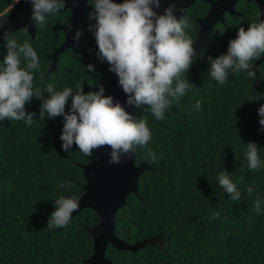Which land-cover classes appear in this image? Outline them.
<instances>
[{
    "label": "trees",
    "instance_id": "16d2710c",
    "mask_svg": "<svg viewBox=\"0 0 264 264\" xmlns=\"http://www.w3.org/2000/svg\"><path fill=\"white\" fill-rule=\"evenodd\" d=\"M11 1L0 0V12ZM233 6L237 13L224 12V21L212 26L215 43L204 45L203 58H194L190 71L178 78L187 77L189 89L165 111L164 119L156 120L146 106L132 108L131 114L146 119L152 133L145 147L134 146V162L146 160L149 166L139 173L136 192H129L116 209L114 233L128 243L152 235L160 238L135 250L107 243L104 254L115 264H264V166L250 170L245 155L246 143H256L264 165V130L258 115L264 104V61L257 66L254 87L250 69L230 71L220 85L211 77L207 61L208 56L227 52L238 27L259 22L254 0H236ZM208 8L207 1L194 0L180 16L188 19L185 33L191 39L198 29L196 17ZM90 12L82 19L88 25L95 23ZM55 18V13L48 14L43 27L34 23V36L19 28L8 37L18 44L28 42L39 57V69L32 70L34 91H42L43 98L49 84L56 91L69 87L74 92L82 80L103 84L110 71L96 64L98 48L89 27L81 31L77 52L68 47L58 52L56 68L41 77L49 61L46 53L62 36L61 30L50 28ZM5 44L4 40L0 46V66L7 54ZM256 59L249 61L250 66ZM26 63L21 57V67ZM90 63L93 72L86 68ZM253 91L260 99L249 100ZM42 98L33 97L25 105L26 112L33 114L31 125L0 121V264H87L84 259L93 244L86 227L97 218L94 210H78L64 227L49 229L48 223L57 199L81 194L84 177L79 164L94 156L86 157L75 144L69 152L62 151L63 117L42 120ZM70 104L71 98L65 111ZM149 149L155 152L154 161ZM224 170L241 192L238 202L219 185L218 175ZM257 199L259 213L254 208Z\"/></svg>",
    "mask_w": 264,
    "mask_h": 264
},
{
    "label": "clouds",
    "instance_id": "9594fccd",
    "mask_svg": "<svg viewBox=\"0 0 264 264\" xmlns=\"http://www.w3.org/2000/svg\"><path fill=\"white\" fill-rule=\"evenodd\" d=\"M24 2L31 6L29 19L42 27L46 25L48 14L65 7V0ZM17 3L20 0H14L12 8ZM76 3L78 0H73V4ZM92 6L94 11L89 13V19L95 23L90 24L88 30L96 40L97 59L106 61L109 71L117 76L126 94L127 105L135 108L146 106L156 120H163L165 111L178 104L180 97L189 89L187 77L178 78L182 73L190 71L197 58L194 41L185 33V29L190 27L188 19L177 18L174 0H168L162 13L157 11L161 8V0H122L121 3L94 0ZM8 14L0 15V30L7 49L0 66V121H24L31 125L33 114L26 112L25 105L33 97L42 98V91L33 89L32 74V70L39 69L40 61L28 42L18 44L15 39H8L11 34L5 27ZM81 34L77 30L74 39L78 40ZM262 54L264 21L251 23L247 28L238 27L235 38L228 41L226 53L215 58L207 57L210 75L220 85H224L230 71L235 73L249 70V61ZM199 55L203 58L202 52ZM21 57L27 61L25 67H21ZM86 68L89 72L95 71L91 63ZM174 80H177L175 87ZM97 89L85 92L82 85L77 84L75 92L69 87L56 91L49 84L43 91L48 96L42 98L40 118L63 117L60 133L62 151L69 152L75 144L86 157H93L95 150L107 146L110 148L108 162L119 164L122 156H130L135 152L134 146L145 147L151 141L152 133L146 119H137L118 100L114 102L111 95H104L102 84L97 85ZM250 96L252 98L249 100L260 99L255 91ZM69 98L71 104L65 111ZM195 107L200 108L199 101ZM258 115L260 130H264V104L258 108ZM246 144L247 167L258 171L264 166L258 156V146L254 142ZM148 154L153 161L156 159L151 149ZM218 181L234 203L240 201L241 192L229 179L226 170L218 175ZM247 192L252 195L253 188L249 187ZM260 203L257 199L254 204L257 213L261 210ZM54 205L49 229L66 226L72 212L79 209L78 200L72 197L61 196ZM213 215L219 218V213Z\"/></svg>",
    "mask_w": 264,
    "mask_h": 264
},
{
    "label": "water",
    "instance_id": "95a60500",
    "mask_svg": "<svg viewBox=\"0 0 264 264\" xmlns=\"http://www.w3.org/2000/svg\"><path fill=\"white\" fill-rule=\"evenodd\" d=\"M194 0H174L177 18L185 13V9L193 3ZM209 3V8L204 16L197 18L198 29L193 37V47L196 50L197 58L200 57V53L204 45L208 43H215L211 38V29L215 21H224L223 13H236L237 10L233 4L236 0H205ZM258 7L260 21H264V0H254ZM114 2L121 3L122 0H114ZM14 3V2H13ZM7 11L0 13L3 15L9 13L5 25L11 33L13 30L19 28H25L30 36L34 35L35 25L34 22L29 19L31 6L25 3L24 0H20L14 8L12 5ZM168 0H161V8L158 12H163L164 7L167 5ZM69 8L71 14L69 16V23L64 26L66 31V37L64 41L56 46L52 52L48 54L51 57V63L49 64L47 71H51L54 68L56 61V55L70 44H74L72 41L74 31L76 27L81 26V16L85 9L92 10L90 3L87 0H78V3L73 4V0H65V7ZM11 10V11H10ZM259 21V22H260ZM4 43V37L2 30H0V46ZM76 46V45H75ZM264 61V54L260 55L251 65L250 70L253 73V87L257 84L259 73L257 66ZM108 64V63H107ZM82 88L86 91H97V86H92L82 82ZM104 95H111L113 101L117 100L125 108L126 111L132 113V106L126 104V94L123 92L121 86L118 83V78L114 73H111L104 85ZM110 148L107 146L95 150L93 152V160L86 163H80L82 168V175L84 177V183L82 184V192L79 196L74 197L68 194L67 197H72L78 200L79 209L84 207H90L96 213V220L93 224L86 227L87 232L92 237L93 251L84 259L87 264H115L113 260L105 256L104 251L107 243H111L116 248H125L135 250L136 248L145 244H153L155 240L160 238V235H152L144 237L139 241L132 243L125 242L114 233V216L115 211L125 202V196L129 192H136L137 179L141 171L147 168L149 165L146 160L138 163L134 162V153L130 156H122L121 163H109L108 153ZM98 157V158H97ZM78 210L72 212L71 216Z\"/></svg>",
    "mask_w": 264,
    "mask_h": 264
},
{
    "label": "flooded vegetation",
    "instance_id": "af4514ba",
    "mask_svg": "<svg viewBox=\"0 0 264 264\" xmlns=\"http://www.w3.org/2000/svg\"><path fill=\"white\" fill-rule=\"evenodd\" d=\"M14 2V0H12L11 1V4ZM87 3H90L91 4V6H92V0L90 1V0H87ZM118 3V2H117ZM11 4H10V6H11ZM234 5V4H233ZM92 8H93V6H92ZM8 10V9H7ZM67 12L66 13V16L65 17H63V15H62V12ZM88 11H94V8L92 9V10H88V9H85L84 11H83V14H82V16H81V26L80 27H76V30L74 31V34H73V39H74V36H75V33L77 32V30H80V32L82 31V30H84V29H86L87 27H89V25L87 24V23H84V22H82V19H83V16H84V14L86 13V12H88ZM237 13V12H236ZM70 14H71V11H70V9L69 8H63V9H61L60 11H58V12H56L55 13V20L53 21V23L52 24H50V28H51V30H56V29H59V30H61V33H62V36H61V38H60V41L58 42V44L56 45V46H58L59 44H61L63 41H64V39H65V37H66V31L64 30V26H67L68 25V23H69V16H70ZM197 18V17H196ZM259 21H260V18H259ZM35 25V24H34ZM34 33H35V31H34ZM82 34H84V33H82ZM34 36V35H33ZM74 44H70L69 46H67L68 48H72V50L73 51H75V52H77V50H78V47H79V45H81V35H80V37H79V39L78 40H73L72 41ZM76 45V46H75ZM55 46V47H56ZM66 48V47H65ZM53 51V50H52ZM51 51V52H52ZM50 53V52H49ZM48 52L46 53V56L48 57V59H49V61H48V64L46 65V68H45V70L43 71V73L41 74V77L42 78H45V76L49 73V72H51V71H53L55 68H56V61H55V64H54V68L51 70V71H47V68H48V66H49V64L51 63V57L50 56H48V54H49ZM96 64L97 65H100V66H103V67H109V65L107 64V62L106 61H100V60H98L97 62H96ZM112 72H109L108 74H107V76L105 77L106 78V80H105V82L102 84L103 86L106 84V81H107V78H108V76L111 74ZM85 80H82V82H84ZM82 82L80 83V84H82ZM86 82V81H85ZM87 83V82H86ZM90 85V84H89ZM99 85V84H98ZM92 86H97V85H92Z\"/></svg>",
    "mask_w": 264,
    "mask_h": 264
}]
</instances>
